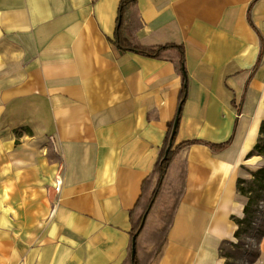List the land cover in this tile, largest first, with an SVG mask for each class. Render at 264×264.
I'll return each mask as SVG.
<instances>
[{"label":"crops","instance_id":"obj_1","mask_svg":"<svg viewBox=\"0 0 264 264\" xmlns=\"http://www.w3.org/2000/svg\"><path fill=\"white\" fill-rule=\"evenodd\" d=\"M118 3L0 0V264H122L127 254L128 211L175 115L181 73L114 42ZM121 31L183 46L176 142L225 141L236 120L223 150L180 148L145 221L160 226L183 171L164 253L169 264H219L242 213L237 179L264 164L252 152L264 123V0H137ZM250 264H264V249Z\"/></svg>","mask_w":264,"mask_h":264},{"label":"trees","instance_id":"obj_2","mask_svg":"<svg viewBox=\"0 0 264 264\" xmlns=\"http://www.w3.org/2000/svg\"><path fill=\"white\" fill-rule=\"evenodd\" d=\"M137 0H119L118 10H117V25L114 30L113 39L114 42L124 50H130L137 52L139 54L157 58V59H167L171 62H175L180 68L181 73V86L178 92L177 103H176V111L175 115L171 121L166 124V130L164 133V137L162 139V143L158 149L157 156L154 160L151 170L149 173L142 179L140 183V193L134 202L132 208L128 211L130 228L128 231L129 234V243L127 254L122 262V264H153L155 260H157L163 252V249L167 243V233L170 229L175 212L178 208L181 194L184 186V172L182 171L180 174V189L178 191L172 192V200L169 204V207L162 211L158 216V222L160 224L159 227H154L145 233V221L150 212V209L155 202V200L159 197L163 190V179L166 175L168 167L172 162L176 153L180 150V148L184 146H189L194 143H202L207 145L213 151H221L232 141L233 133L235 131L236 120L233 124V129L231 135L225 141L219 143L207 142L200 139H187L180 142H176L175 135L172 140L171 145L169 146V138L171 136V131L173 128V123L175 118L177 117V123L180 118L181 110L183 103L186 98V85H185V71L183 68L184 63V54H183V46L177 43H164L157 45H141L137 43L135 40L127 39L123 36L121 27H122V17L126 9L133 8L136 6ZM248 21L250 25L256 30L252 21L248 14ZM170 53L173 56L168 55ZM262 47L260 49L259 56L257 58L256 64L259 62L261 57ZM177 129V126H176ZM264 129V123H262L260 127V131L262 132ZM259 139L255 144L252 151H258L260 148ZM260 152V151H259ZM251 176L254 179H244L238 178L236 182V189L238 193L244 197H246V201L244 202V206L242 208V217L234 218L236 224L238 225V229L235 234L237 235L239 230L246 229L249 224H251L252 220V206L255 204L252 200L251 192L252 187L250 182H258L257 189H255L254 193H256L259 189H264V167H259L253 171H251ZM256 177V178H255ZM249 182V183H248ZM245 183L246 185H243ZM248 183V187H247ZM246 186V187H245ZM257 190V191H256ZM257 194V193H256ZM258 197V196H257ZM146 213V218L144 224L140 226L142 216ZM240 226H243L240 228ZM136 235V236H135ZM135 236L134 242V255L132 256V238ZM144 239V242L150 244V249H146V247L142 244L141 239Z\"/></svg>","mask_w":264,"mask_h":264},{"label":"rangeland","instance_id":"obj_3","mask_svg":"<svg viewBox=\"0 0 264 264\" xmlns=\"http://www.w3.org/2000/svg\"><path fill=\"white\" fill-rule=\"evenodd\" d=\"M258 145L260 147L258 151L252 152L253 154L261 156L264 159V129L261 136L259 137ZM259 167H264V164L250 165V169L252 170H249V175H246L247 177L244 179H249V181L254 179L250 173ZM242 184L246 185L245 183ZM250 184L253 190L251 192L252 200L255 202V204L252 206V222L246 227V229L239 230L238 234L236 235L235 232L238 229V225L236 224L234 218H241L243 214L240 213L237 216H231L229 221L230 225H227L225 238L220 246L219 264H250L256 259L259 250L264 249V189L260 191L259 189L258 191L256 190V194L254 191L257 189L258 182H255L254 180V182H250ZM242 198L245 202L246 197L242 195ZM244 202L242 208L244 206ZM153 223L154 220L150 222V228H152ZM242 227L243 226H240V228ZM150 228H145V233L148 232ZM141 241L143 242L142 244L146 247V249H150V244L145 243L143 238ZM164 252L165 251L163 250L162 255L157 260H155L153 264H169V254Z\"/></svg>","mask_w":264,"mask_h":264},{"label":"water","instance_id":"obj_4","mask_svg":"<svg viewBox=\"0 0 264 264\" xmlns=\"http://www.w3.org/2000/svg\"><path fill=\"white\" fill-rule=\"evenodd\" d=\"M176 126H177V117L175 118L174 123H173V128H172V131H171V136L169 138V146L172 143V140H173V137H174V134H175V131H176ZM145 218H146V213H144V215L142 216L140 226H142L144 224ZM135 236L132 238V256L134 255V252H135V249H134Z\"/></svg>","mask_w":264,"mask_h":264}]
</instances>
